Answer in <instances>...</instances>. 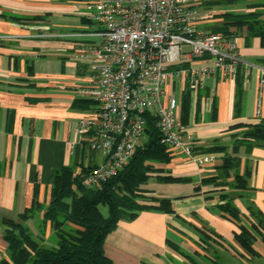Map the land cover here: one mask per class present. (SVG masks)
<instances>
[{
    "label": "crops",
    "instance_id": "0c3cea01",
    "mask_svg": "<svg viewBox=\"0 0 264 264\" xmlns=\"http://www.w3.org/2000/svg\"><path fill=\"white\" fill-rule=\"evenodd\" d=\"M82 3L0 0V218L21 223L43 239L52 233L42 215L55 171L66 167L79 174L102 162L75 134L78 119L92 107L76 95L77 87L92 81L91 63L82 56L89 41L68 37L88 28L79 15ZM193 3L201 13L200 26L214 29L223 24L219 15L246 14L248 6L264 0ZM236 39L240 58L252 65L242 78L240 115L234 112L235 78L209 76L195 89L186 80L167 85V93L178 99V117H185L184 141L194 159L175 152L168 163L155 166L159 171L142 186L139 201L150 209L120 221L105 238L104 254L112 264H264V232L256 225L259 219L264 227V142L234 149L248 125L264 122V83L257 69L264 63V47L258 38H248L245 29ZM182 62L199 66L185 57ZM224 153L237 161L239 174L247 173V190L231 188L234 171L225 182L221 179ZM223 194L232 198L238 220L218 209ZM155 199L169 200L173 212L158 210ZM30 210L33 215L21 222L20 215ZM240 226L253 234L255 255L235 240ZM5 258L0 229V260Z\"/></svg>",
    "mask_w": 264,
    "mask_h": 264
},
{
    "label": "built area",
    "instance_id": "2783aa9c",
    "mask_svg": "<svg viewBox=\"0 0 264 264\" xmlns=\"http://www.w3.org/2000/svg\"><path fill=\"white\" fill-rule=\"evenodd\" d=\"M79 15L87 30L70 34L89 44L82 56L91 63L92 81L76 95L92 107L78 119L75 134L102 162L80 173L86 189L108 182L147 141L148 118L169 154L194 159L177 115L178 99L166 87L186 80L202 88L209 76L235 78L239 66L247 77L252 65L238 54L236 37L202 28L193 0H82ZM199 64L184 66L182 58ZM264 83V63L257 66ZM258 101L256 115H260ZM198 163L207 158L195 160Z\"/></svg>",
    "mask_w": 264,
    "mask_h": 264
},
{
    "label": "trees",
    "instance_id": "16d2710c",
    "mask_svg": "<svg viewBox=\"0 0 264 264\" xmlns=\"http://www.w3.org/2000/svg\"><path fill=\"white\" fill-rule=\"evenodd\" d=\"M250 6L264 9V4ZM219 16L223 24L221 27L212 28L213 32H220L233 38L245 29L248 38H258L264 47V11L246 14L224 13ZM183 65L185 66V63ZM242 72L243 68L239 66L235 77L234 112L236 116H239L241 112ZM186 103L187 100H184V104ZM184 119L185 117L181 119L183 125L186 123ZM147 124V141L135 149L129 164L108 182L86 189L81 183L80 173L75 174L72 169L66 167L55 171L50 202L42 215L43 221L52 226V233L48 239L33 237L21 223L0 218V229L7 244V258L0 260V264H112L103 250L106 236L117 227L120 221H131L142 210L150 209L148 206L139 204V201L144 198L142 186L147 183L151 174L159 171L156 165H165L171 159L167 148L160 142L154 119L149 117ZM251 142H264V122L248 125L243 136L236 140L234 149ZM215 150L224 152L223 149ZM236 168L237 161L224 153L222 165L219 167L221 179L224 181L228 177V172L234 171L231 188L247 190L248 175L247 173L239 174ZM219 200L222 203L218 205V209L234 220H238V211L232 198L223 194L219 196ZM154 201L158 203L156 207L158 210L166 214L173 212L169 200L155 199ZM101 207L107 208V216H103ZM32 215L33 210L27 211L20 215V221L24 223ZM262 222L257 219L256 225L263 228L264 232ZM239 228L240 232L235 234V240L244 251L255 255L252 248L255 240L253 234L244 226ZM253 229L257 230L255 226Z\"/></svg>",
    "mask_w": 264,
    "mask_h": 264
},
{
    "label": "rangeland",
    "instance_id": "374dc122",
    "mask_svg": "<svg viewBox=\"0 0 264 264\" xmlns=\"http://www.w3.org/2000/svg\"><path fill=\"white\" fill-rule=\"evenodd\" d=\"M247 8H248L249 12H253V11H264V9L257 8V7H254V6H250V7L248 6ZM202 28H204V27H202ZM237 194L234 192V194H232V195L237 196ZM100 210H101V213L103 214V216H107V208L106 207H101ZM263 263H264V261H263Z\"/></svg>",
    "mask_w": 264,
    "mask_h": 264
}]
</instances>
